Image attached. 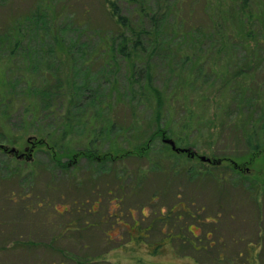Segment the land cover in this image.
<instances>
[{
  "label": "rangeland",
  "instance_id": "obj_1",
  "mask_svg": "<svg viewBox=\"0 0 264 264\" xmlns=\"http://www.w3.org/2000/svg\"><path fill=\"white\" fill-rule=\"evenodd\" d=\"M1 1L0 22H5L14 12L29 10L35 2ZM42 1H46V6L52 7L55 12L63 14L58 19L60 27L74 21L73 25H66L69 29L65 36L67 39L75 34L76 26L82 29L79 21L85 7H91L89 20L92 25L101 23L104 27H112L103 14L101 0ZM147 1L154 9L160 6L163 11L165 8L166 0ZM169 1L173 4L171 9L176 8L182 16H191L200 25L207 24L201 0ZM118 2L124 14L137 21L138 7L125 0ZM220 2L229 6L232 0L213 1L215 6H219ZM63 8L65 11L62 13ZM173 16L174 13L168 32L175 23ZM229 23L231 25L232 21H228L226 29L235 32L237 27L234 24V29L229 28ZM76 36H81L82 41V32ZM238 38H243L250 45V51L241 48L238 55L237 51H230V58L234 62L244 56L256 59L249 74L238 76V92L242 91L248 99L243 100L245 103L238 108V114L231 116L227 107L231 93H226L224 97L222 91H217L220 90L218 87L208 84L209 78H200L190 86L188 83L192 81V75H176L177 79H174L175 75H166L164 60L157 57L154 61L157 66L154 71L157 75L155 85L160 88L164 99L161 117L169 135L166 138L178 141V147H191L194 152L218 158V164L197 161L186 153L174 155L172 152L175 151L163 141L165 137L162 136L151 140L148 152L140 156L137 154L136 148L145 146L157 129L158 99L151 90L146 96L149 98L147 103L146 98H137L139 102H133L132 107L126 99L125 107L117 104L119 90L109 92V89L123 85L126 75L123 63L109 75H82L85 71L82 72L81 63L76 64L67 53L62 60V75H55L56 78L50 75H30V78L26 75L32 80L34 88L29 97H33L35 90L44 87L62 95L56 96L50 103L49 109L53 112L48 116H42V113L33 126L31 119L21 115L25 97L9 95L6 101L10 105L7 107L9 111L0 109V123L3 122L0 131L9 140L0 138V143L17 151V161L11 162L5 151H0V172L4 174L0 181V264H144L135 259L140 256L136 253L141 248V239L151 245L162 238L169 240V229L176 232L179 225L185 226L182 228L184 235L192 236L187 223L195 218L181 205L188 207L196 218L205 221L210 218L206 227L218 228L227 241L234 238L233 245H229L234 250L244 249L248 242H257V230H264V160L260 159V154L256 162L246 164L248 170L239 172L228 158L245 164L251 145L260 144L264 148L261 132L264 122V51L263 54L253 53L255 39L238 35L234 40ZM69 42V46L76 44ZM61 47L63 51L64 47L67 51L69 49L63 44ZM259 64H263L261 68ZM99 66L98 62L93 65L95 68ZM231 66L233 68L228 66L226 58L221 60L218 68L227 75L218 76L230 78L236 70L233 64ZM196 70L193 67L190 72ZM114 72L116 75H112ZM197 73L211 75L207 68L203 74L202 71ZM5 77L10 82L21 81L12 91L6 92L20 93L27 86L19 75ZM84 82L87 87L80 90ZM215 84L221 85L219 82ZM77 92L81 93L76 101L69 102L72 94ZM205 93L210 98L216 96L214 106L209 99L202 97ZM216 100L221 101L224 107L217 108ZM78 105L82 113H77L80 108L75 106ZM70 110L73 111L71 115L79 114L81 118L71 121L72 126L77 127L65 137L64 151L74 156L78 150L86 148L91 152L88 158L84 155L76 158L75 166L62 169L58 156L48 152L49 145L37 143L36 140L41 139L36 133L39 128L53 130V139L60 141L54 129L57 124L63 123L60 115L69 114ZM105 119L122 123L123 129L102 132L107 129L108 120ZM128 125L130 130H127ZM97 129L101 130V135L96 134ZM62 156V161L70 165L74 161V157L70 158L67 154ZM7 162L10 169H15L10 175L5 174ZM13 191L16 195L9 196ZM179 215L183 219L177 220ZM211 217L217 220L213 224ZM165 220L167 222L164 223ZM136 221L140 222L141 228ZM164 224H167L166 233L162 231ZM142 228L146 230V235H143ZM191 229L197 232L194 226ZM239 235L245 237L240 243ZM182 242L174 240L173 246L181 248ZM111 250L115 252L111 254ZM262 257L264 254L260 257L264 262Z\"/></svg>",
  "mask_w": 264,
  "mask_h": 264
},
{
  "label": "trees",
  "instance_id": "obj_2",
  "mask_svg": "<svg viewBox=\"0 0 264 264\" xmlns=\"http://www.w3.org/2000/svg\"><path fill=\"white\" fill-rule=\"evenodd\" d=\"M34 1V6L29 10L21 13L20 11L14 12L6 18L5 22H0V109L4 112L9 111L7 107H10V105L6 102L9 95H20L25 99L27 98L28 100H23L20 111L22 116H27L23 118L32 120V126L39 121L42 113V116H48L53 112L49 109L50 103L55 100L56 96L60 97L62 94L57 93L58 91L55 93L50 92L44 87L35 90L33 97H29L31 95L30 91L34 89L30 75H50L54 78H56L55 75H62V60L65 56L67 57V53L76 64L81 63L82 72L85 71L82 75H109L114 68L123 63L126 72L123 85L109 89V92L111 90L118 92L119 90L120 99H118L117 104L121 107H125L127 103L132 107L133 102H139L138 99L144 100L148 96V91L151 90L157 96L158 112L155 116L157 129L151 135L150 141L145 142V146L140 145L136 148L139 156L148 152L147 150L150 148L153 138L157 136L166 138L169 136L162 125L161 108L164 99L160 88L155 85L157 75L154 71L157 66L154 61L157 57L164 60L166 75H175L174 79H177L176 75H192L190 77L192 81L190 80L188 85L193 86L200 78H209L208 84L218 87L220 90L217 89V91H222L224 97H226V93H231V97H229L230 105L227 106L231 110L230 116L233 113L238 114V108L245 103L243 100L248 99L242 91L238 92V76L249 74L248 71L253 70L252 65H254L256 58L244 56L242 59H238V62H234L233 58H230L232 56L230 51H237V55L238 50L241 48L250 51V45L243 38L234 40L238 35H242L255 39V45L252 48L253 53L260 52L263 54L264 0H232L229 6H223L225 5L223 2H220L219 6H215L214 0H201L203 15L207 17L206 25L198 24L196 19L191 16H182L174 7L171 9L173 4L169 0H166L163 11L160 6L154 9L147 0H125L129 4L138 7L136 9L137 21L124 14L118 0H101L104 7L103 14L112 23V27H104L101 23L98 26L92 25L89 20L91 19V7H85L84 12H82V19L79 21L82 29L76 26L74 28L75 34L68 39L65 37L68 35L67 30L69 31V29H66V25H73L74 21L67 23L62 28L59 26L58 19L63 14L55 12L52 7L46 6V1ZM187 1L185 0V2ZM0 6H3L1 0ZM62 10L63 13L65 8ZM173 13L175 23L168 32L169 21ZM228 21H232V24L229 23L228 25L229 28L234 29V24L237 27L234 30L235 32L226 29ZM80 32H82V41L81 36H76ZM68 40L73 43L76 42V44L69 46L70 42ZM65 41L68 42L65 43ZM62 44L69 48L68 51L65 47L64 51L62 50ZM219 56L221 58H218ZM225 58L228 60V66L233 68L231 66L233 64L236 70L230 78L223 79L218 75L227 74L218 68V63ZM96 62L99 63V68L93 67ZM260 65L263 64L258 66ZM193 67L197 70L191 73ZM206 68L211 75H199L197 73L202 71L203 74ZM78 71L79 69L76 72ZM185 71L190 73L186 74ZM6 75H19L20 78H24V82L27 83L26 88L20 93H18L19 91L6 92V90L12 91V88L21 83V81L15 83L6 80ZM26 75H29L30 78H26ZM112 75H116L115 72ZM222 79L223 81L220 82ZM218 82L221 84L220 86L215 84ZM85 84L84 82L80 90L86 86ZM202 88L206 89L205 87ZM79 94L78 92L72 94V99L69 102L76 101ZM202 97L209 99L208 101H211L214 106L216 96L210 98L205 93ZM125 99L128 100L127 103L124 102ZM148 99L146 98V103ZM215 105L217 108L224 107L223 103L221 101L217 102V100ZM75 107L80 108L77 113L82 111L81 106ZM133 111L135 112V110ZM4 112L2 113L4 114ZM70 112L73 111L70 110L69 114L60 115L63 123L57 124L58 126L54 129V132L59 135L60 141L53 139V130L39 128L36 133L41 139V141L36 140L37 143L49 145L48 152H53L55 156H58L59 159L56 157L55 159H57L59 167H62V169L75 166L76 158L82 157V155L88 158L91 152L90 149L86 148L85 150H78L74 156L73 153L70 154L69 151L67 153L64 151L65 137L70 130L77 127L72 126L71 121L81 118V115H71ZM107 120L108 123L105 125L107 129H103L102 132L123 129L122 123L111 119H105L104 121ZM0 124L3 125V122ZM130 129L129 126L127 130ZM95 132L101 135V130L97 129ZM261 132L264 135V122ZM181 136L183 141L186 142L184 135ZM0 138L9 141L2 130L0 131ZM177 142L175 141V144ZM176 146L178 147V145ZM182 148L193 151L191 147ZM249 150L250 152L247 153L249 157L246 159L243 157L246 161L244 165L256 162L260 154V159L264 160V148L260 147V144L251 145ZM0 151L6 152L9 161L16 160L17 152H11L10 148L3 143H0ZM127 153L131 154L132 151H127ZM63 154H67L70 158L74 157L71 165L67 161H62ZM228 159L233 163V166L235 165L237 170L238 166L242 165L237 161H233V158ZM8 162L5 164L7 167L6 175H10L15 170L10 169L8 166L10 163ZM3 175L0 172V181H2ZM13 195H16L14 191L9 196Z\"/></svg>",
  "mask_w": 264,
  "mask_h": 264
},
{
  "label": "flooded vegetation",
  "instance_id": "obj_3",
  "mask_svg": "<svg viewBox=\"0 0 264 264\" xmlns=\"http://www.w3.org/2000/svg\"><path fill=\"white\" fill-rule=\"evenodd\" d=\"M164 140V138H163ZM174 155H181V154H185L188 155L189 158H193L196 159L197 161L203 162V163H208V164H218L220 162V159L218 158H211V157H207L206 159H202V154H199L197 152L194 151H190V149H188V151H184V152H172ZM247 166L242 164L238 166V171L242 172L244 171V169H246ZM248 170V168H247ZM181 207L186 208V211H189V213L195 218L194 221V228L197 230V232L193 231V235L197 241V246L199 248L202 247V245L204 244L203 241L201 240H205L207 242V244L210 246L209 251H211L215 256L212 259L213 263L211 264H226V262L228 264H247V262L249 261V257L252 256V260L255 264H264V262H261V255H263L264 253V248H263V242L261 243L262 238L264 239V230L258 229L257 230V242L251 244V246H253V249L248 248L249 246V242L246 244L245 247H243L244 249H239L238 250H234L232 247H229V245H233V241L235 240L234 238H230V240L232 241H227V239L224 237V235L221 232H218V228H213L210 229L209 227L207 228L206 226L208 221H210L208 218L207 221H205L203 218H196L195 215H193V213H191V210L187 209L188 207H185V205H181ZM260 207V206H258ZM262 209V206H261ZM264 215V212H263ZM177 220H181L183 219L182 215H179L177 217ZM212 219V224L215 222L213 220V217H211ZM204 227H203V226ZM140 227V226H139ZM173 227V226H171ZM178 228H182L181 225L178 226ZM143 229V228H142ZM238 243L244 241V236L243 235H239L238 236ZM216 250V251H215ZM220 254H223L222 257H220ZM219 255V256H218ZM216 258V259H215ZM262 260L264 261V257H262Z\"/></svg>",
  "mask_w": 264,
  "mask_h": 264
},
{
  "label": "crops",
  "instance_id": "obj_4",
  "mask_svg": "<svg viewBox=\"0 0 264 264\" xmlns=\"http://www.w3.org/2000/svg\"><path fill=\"white\" fill-rule=\"evenodd\" d=\"M142 213L144 214L143 211ZM191 217L193 218L192 215ZM213 220L217 221L215 218H213ZM194 221L195 220H192L189 221V223H187L192 236L184 235L182 232L183 230L182 228H184L185 226H181L182 228L178 229V231L176 232H174V229H169L168 233L171 234V238L166 241H164V239L162 238L156 241L155 245L145 244V239L143 240L141 239V248H139L138 252L136 253V256L138 254H140V256L135 257V259L144 264H211L213 263L212 259L214 258L215 255L211 251H209L210 246L207 244V242L205 241L201 248L197 246V241L191 229V227L194 225ZM165 222H167V220H165L164 223ZM136 223L138 224L139 227L140 222L136 221ZM142 230H140V232ZM162 231H164V233L167 232V224H164V226L162 227ZM144 232L146 233L145 229L143 230L142 233L143 235H146L144 234ZM174 240L183 241L180 244V246L182 247L177 248L173 246ZM251 244L252 242H249L248 248L252 247ZM163 245H165L164 248ZM156 246H162V247H156ZM113 252L115 251L111 250L110 253L112 254ZM219 255L220 257L223 256V254L220 253ZM140 257L142 258V260ZM226 264L228 263L226 262ZM247 264H255L252 260V256L249 257V261L247 262Z\"/></svg>",
  "mask_w": 264,
  "mask_h": 264
},
{
  "label": "water",
  "instance_id": "obj_5",
  "mask_svg": "<svg viewBox=\"0 0 264 264\" xmlns=\"http://www.w3.org/2000/svg\"><path fill=\"white\" fill-rule=\"evenodd\" d=\"M163 141H164L165 143L170 144L171 147H172V149H173L174 151H176V152H184V151H188V148L177 147L176 144H175V141H174L173 139H170V138H164ZM10 150H11V152H14V153L17 152L15 148H11ZM20 156H22V155H20ZM202 159H206V160H207L208 158H206V156H202Z\"/></svg>",
  "mask_w": 264,
  "mask_h": 264
}]
</instances>
